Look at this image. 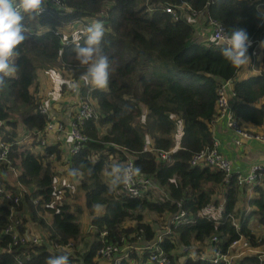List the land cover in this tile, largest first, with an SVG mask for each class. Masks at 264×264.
Returning <instances> with one entry per match:
<instances>
[{
  "label": "trees",
  "instance_id": "trees-1",
  "mask_svg": "<svg viewBox=\"0 0 264 264\" xmlns=\"http://www.w3.org/2000/svg\"><path fill=\"white\" fill-rule=\"evenodd\" d=\"M61 1L68 10L48 2L37 19L25 17L26 39L15 59L18 71L15 77L6 78L7 86L0 91V137L9 143L6 158L0 159V186L18 196L14 202L0 194V264H45L48 257L62 254L68 255L69 264H104L95 253L103 242L136 245L128 246L127 256L115 264H156L157 257L149 258L152 253L147 245L159 230L157 218L180 209L186 220L169 223V233L155 243L168 264H177L182 255V264H221L211 262L212 247L224 252L239 235L252 245L264 243V233H254L247 222L254 215L264 224V176L260 184L251 187L253 193L246 199L249 210L242 211L236 202L245 187H240L234 176L225 180L220 169L189 161L193 153L212 145L216 90L224 80L231 81V108L238 121L264 124V101L258 103L264 95V45L258 73L237 79L238 68L222 58L210 39L194 37L192 22L182 16L172 18L164 11L167 4L184 2L220 22L226 33L244 29L252 42L250 52L257 41L264 42V19L258 8L261 0ZM84 17L96 18L104 25L101 48L110 62L107 90H93L79 80L84 68L75 59V43L62 42V32L54 29ZM46 23L54 28L46 29ZM79 43L83 46V38ZM55 64L64 67L72 80L80 81L82 92L88 90L94 110L80 126L87 139L71 154L69 165V173L79 170L74 177L94 227L93 238L83 250L63 248L70 242L74 246L80 236L81 208L72 206L66 192H61L62 186L56 185L50 155L60 157L61 150L55 144L34 151L33 142L20 141L17 128L20 122L33 140L43 130L48 117L36 108L40 98L34 84L37 68ZM60 87L64 91L68 84ZM178 124L176 141L173 131ZM146 137L154 149H170V159L161 160L146 149ZM126 153L132 156L134 168H139L137 174L150 178L161 191L147 188L139 196H128L120 186L109 190L103 171L121 164ZM11 168L18 172L17 185L3 175ZM217 202L220 208L213 216L206 209ZM98 207L101 212L94 214ZM148 212L156 217L147 218ZM45 213L51 214V221ZM28 222L40 228V242H14V232L30 233ZM166 223L163 219L158 224ZM9 225L13 230H6ZM236 261L264 264V258L250 253Z\"/></svg>",
  "mask_w": 264,
  "mask_h": 264
},
{
  "label": "built area",
  "instance_id": "built-area-1",
  "mask_svg": "<svg viewBox=\"0 0 264 264\" xmlns=\"http://www.w3.org/2000/svg\"><path fill=\"white\" fill-rule=\"evenodd\" d=\"M53 5L54 0H48ZM59 7L68 10V7L63 5V2L59 0ZM150 6V5H148ZM264 0L258 2V7L262 18L264 19ZM164 11L171 14L172 18L177 17H185L189 22H194L195 18L200 14L190 8V6L184 2L171 5L167 4L164 6ZM94 21H100L96 18L92 17H84L79 18L73 21L69 25H55V28L52 27L51 24L46 23L44 27L46 29L54 28L62 32V42H74L73 34L80 32L92 24ZM207 24L209 25L211 32L209 38L211 40L212 37H215L220 30L226 32L225 27L215 19L210 17H206ZM76 84H79L78 89L71 88L76 103V112L71 118L69 122L62 121L56 118L53 112L50 109V106L47 100H43V98L39 99L37 104V110L46 114L48 119L42 131H39L37 140H39L40 144L45 145L47 142V136L41 137L43 134H50L55 137L56 140H60L64 142V145L67 147L68 152L71 154L77 152L80 148L82 142L87 139V136L81 132L80 126L85 119H88L93 116L94 110L92 101L89 95L88 90L82 92L80 90V81ZM217 97L215 99V105L217 110V118H221L224 122L226 128L230 129L232 132L233 142L238 144L243 139H258L264 140V132H255L250 129H246L243 125L238 121L234 112L231 108V101L234 98V91L231 88V81L224 80L217 88ZM264 120V115H263ZM0 124L2 121L0 120ZM27 135V134H26ZM29 135V133H28ZM145 148L152 150L156 153V155L161 160H169L170 159V149H154L148 144H145ZM9 152V143L1 139L0 137V159H5ZM191 164L197 165H207L214 169H220L223 172V177L227 180L230 176H234L237 184L242 187H245V190L252 191L251 187L254 184H260L262 178L264 176V172L262 171V166L259 162H253L249 165L248 169L244 172H240L238 170L234 171L231 168L230 161L217 149L216 141L213 140L211 146H206L204 148L199 149L195 153H193L190 157ZM121 164L126 166H131L134 168L133 158L130 154L126 153V157L121 161ZM147 188H152L154 192L161 191L159 187L148 177L144 175L136 174L133 177V181L130 185L124 186L120 185V190L128 195V196H139L143 193V191ZM6 195L13 199L14 202L18 201V196H11V191L6 190L2 186H0V194ZM37 201V198L34 199ZM186 220V213L183 209L176 211L171 214L169 220H167L166 224H160L159 230L155 236V238L148 243L147 248L152 253L149 258H156V264H168V259L165 255L161 254V251L158 249V246L155 244L160 238H162L165 234L169 233V223H177L180 221ZM14 226L9 225L6 229L7 231L13 230ZM103 231L99 233L100 236L103 235ZM14 242H40L42 236L40 234H36L34 232H27L25 234H19L14 232ZM215 240V237H211ZM73 242H70L68 245L63 246L66 248L68 246H72ZM136 248V245H118L113 242H103L96 250L97 257L104 262V264H115L122 257L127 256V247ZM212 253L210 254V260L213 263H221V264H237V259L246 253H253V248L249 246V243L245 237L239 235L237 238H234L230 241L226 251L222 252L219 249L212 247ZM239 250L237 253L232 252V250ZM256 256L259 258H264V250L260 252H256ZM204 255H200L199 257H203ZM185 259V256L178 257L177 264H182ZM150 264V263H149ZM155 264V263H154Z\"/></svg>",
  "mask_w": 264,
  "mask_h": 264
},
{
  "label": "crops",
  "instance_id": "crops-1",
  "mask_svg": "<svg viewBox=\"0 0 264 264\" xmlns=\"http://www.w3.org/2000/svg\"><path fill=\"white\" fill-rule=\"evenodd\" d=\"M259 8V7H258ZM193 35L198 40H208L211 29L206 21V16L200 13L193 22ZM255 45L257 47H255ZM254 45L253 49L248 52L249 56V63L241 66L236 71V78L241 79L245 78L251 74H256L259 71V57H260V50L264 45L263 41H257ZM256 48V49H255ZM53 72V81L47 80L46 75L44 79H41L38 72H37V80L34 84V86H37L36 94L39 96V98H43V100H47L51 111L53 112L54 116L62 121L69 122L73 115L76 112V103H75V97L70 90L71 88H67L66 90H61V85L57 87V74L56 70H50V69H42V72ZM64 81L71 82L73 84H76L77 81L72 79H62ZM46 82V83H44ZM52 88L53 91L50 89ZM264 101V95H262L258 101L263 102ZM241 124L244 128L253 130L255 132H264V124H253L250 121H241ZM20 141L21 142H27L28 144L34 143L32 148L34 151H39L41 148L47 146V145H57L59 149L61 150V156L57 157L56 155H50V160L52 161V165L54 166L55 173H56V185L62 186L64 189L61 190L63 193L66 191V185L68 188L67 194H69V191H71L72 195L69 199H72V201H69L72 206L78 205L81 208L79 221H80V233H90L89 241L93 238L94 233V227L90 223L91 214L87 211L84 200H83V192L80 189V186L78 184V179L74 176L70 175L69 173V165H70V153L67 150V147L64 145L63 141L56 140L53 135L50 134H43L41 137L47 136V142L45 145L40 144L39 140L31 139L28 135H26V130L24 126L19 122L17 125ZM210 130L212 133V138L214 141H216L217 149L230 161L231 168L236 171L244 172L248 169L249 165L253 162H259L261 165L264 166V140H258V139H243L238 144H235L233 142L232 132L230 129L226 128L224 125V122L221 118H216L212 121L210 125ZM180 131V125H176L174 131H173V138L177 141V137L179 136ZM39 134V133H38ZM148 139V137H146ZM175 141V142H176ZM146 144H150V140H147ZM12 169V168H11ZM14 172V169H12ZM107 169H105L106 171ZM104 171V180L109 183V177L105 175ZM17 173L14 172L15 176H11L12 179H9L7 176H4L5 179L13 184L17 185ZM63 181V182H62ZM71 187H73L71 189ZM77 188V191L76 189ZM253 191L243 190L240 189V192L238 194V200L236 202V207L238 209H242V211H248L249 206L246 204L247 197L252 194ZM73 197H76L73 199ZM217 198H220V196L217 194ZM68 201V200H67ZM220 201V199H219ZM219 205V202H217ZM217 205V206H218ZM217 206H211L207 208L206 210L209 211V213L213 216H216L217 214ZM215 213H211V212ZM241 211V212H242ZM101 207H98L96 212L94 214L100 213ZM241 212L239 213L241 215ZM248 214V213H247ZM246 214V215H247ZM171 217V214H163L162 218L169 220ZM45 218L47 221H51V214L45 213ZM160 218V217H158ZM247 218V217H246ZM248 227L254 232L257 233L256 229L264 228V224H261L257 221L256 217L254 215L249 216L247 219ZM28 227L30 229V232H34L36 234L40 233V228L38 225L34 222H28ZM260 231V230H258ZM258 234H263L262 232H259ZM88 241V242H89ZM87 242V243H88ZM132 264H137L134 261H132ZM144 264V263H143ZM146 264H149L147 262Z\"/></svg>",
  "mask_w": 264,
  "mask_h": 264
},
{
  "label": "clouds",
  "instance_id": "clouds-1",
  "mask_svg": "<svg viewBox=\"0 0 264 264\" xmlns=\"http://www.w3.org/2000/svg\"><path fill=\"white\" fill-rule=\"evenodd\" d=\"M46 3L48 0H0V91L7 86L6 78L15 77L18 71L15 59L20 55L18 47L26 39L27 30L23 23L25 17L29 21L37 19L44 11ZM59 6V0H54L53 7L58 9ZM104 34V25L100 21H94L82 33L73 34L75 59L84 68L79 80L93 90L108 88L110 62L108 57L102 54L101 48ZM82 38L83 46L79 43ZM211 44L215 45L222 58L232 67L239 68L249 63L248 50L252 42L246 30L233 29L230 34L220 30L211 38ZM65 83L69 88H79V84L62 79L57 80V87ZM139 171V168L119 163L112 164L105 171V175L109 177V190L113 191L120 185H130ZM79 174L78 169L70 171V175ZM45 264H69V257L66 254L50 256Z\"/></svg>",
  "mask_w": 264,
  "mask_h": 264
},
{
  "label": "rangeland",
  "instance_id": "rangeland-1",
  "mask_svg": "<svg viewBox=\"0 0 264 264\" xmlns=\"http://www.w3.org/2000/svg\"><path fill=\"white\" fill-rule=\"evenodd\" d=\"M40 28V27H39ZM41 29V28H40ZM198 40V39H197ZM255 47H257L256 45H255ZM256 49V48H255ZM42 69L43 70H45V69H50V70H56L58 73H56L57 75V78L58 79H66V78H68V79H71L70 78V76L68 75V73L66 72V69L64 68V67H62L61 65H58V64H55L53 67L51 66V67H49V68H43V67H39V68H37V72H38V74H39V76H40V78L41 79H44V77H45V75H46V79L47 80H54L52 77H53V72L52 71H48V72H42ZM44 83H46V82H44ZM47 84V83H46ZM52 91H53V89L52 88H50ZM147 140L148 139H145V142L147 143ZM111 166V165H110ZM110 166H109V168H110ZM108 168V169H109ZM107 169V170H108ZM16 170L14 169V172H15ZM105 171V170H104ZM104 171H103V174H104ZM14 172H13V170L12 169H8V170H5V171H3V175L4 176H7L9 179H12V177L13 176H15L14 175ZM17 172V171H16ZM12 176V177H11ZM103 178H104V176H103ZM63 182V181H62ZM67 186H69V185H66V195H65V198H66V200H68V201H72V199H69L70 198V196L72 195V193H71V191H69V194H67V192H68V188H67ZM73 187H71V189H72ZM62 189H64L63 187H60V190H62ZM76 189V191H77V188H75ZM76 197H73V199H75ZM219 208H220V205H218L217 206V213L216 214H218V211H219ZM212 214L213 213H215V212H211ZM213 215H215V214H213ZM146 217L147 218H152V217H156L153 213H151V212H148V213H146ZM158 223H163V218H162V216H160V218H157V223H156V226H159V224ZM257 231V233L256 234H258L259 232H262V233H264V228H258V229H256ZM258 230H260V231H258ZM89 236H90V233H80V236L78 237V239L74 242L75 243V245L73 246H68V247H66L65 249H67L68 251H75V250H83V249H85L86 248V246H87V242L90 240L89 239ZM249 246L250 247H252L253 248V253H251L250 252V254H257L256 252H260V251H262V250H264V243L262 242V243H260V244H258V245H252V244H250L249 243ZM239 250H232V252H234V253H237ZM246 254H248V253H246Z\"/></svg>",
  "mask_w": 264,
  "mask_h": 264
}]
</instances>
